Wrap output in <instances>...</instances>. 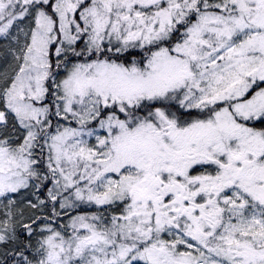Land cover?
I'll return each instance as SVG.
<instances>
[{"label": "snow or ice", "instance_id": "obj_1", "mask_svg": "<svg viewBox=\"0 0 264 264\" xmlns=\"http://www.w3.org/2000/svg\"><path fill=\"white\" fill-rule=\"evenodd\" d=\"M0 264H264V0H0Z\"/></svg>", "mask_w": 264, "mask_h": 264}]
</instances>
